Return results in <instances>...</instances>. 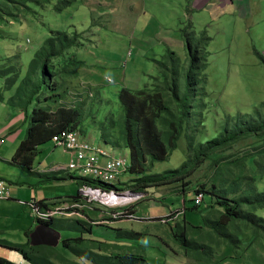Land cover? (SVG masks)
Listing matches in <instances>:
<instances>
[{
  "label": "rangeland",
  "instance_id": "1",
  "mask_svg": "<svg viewBox=\"0 0 264 264\" xmlns=\"http://www.w3.org/2000/svg\"><path fill=\"white\" fill-rule=\"evenodd\" d=\"M189 4L190 0H81L60 14L51 5L44 8L33 5L36 15L19 16L20 20H6V25L0 26V64H4L6 58L19 55L21 68L20 79L15 87L2 93L5 104L15 97L35 53L51 36L52 31L79 33L82 37L70 53L73 58L85 61L88 67L80 69L77 78L63 82L60 90L65 94L62 103L80 106L83 122L77 129L85 138L101 141L113 151L128 154V149L111 146L120 142L119 122L123 115L120 92L123 88L135 92L157 89L153 85H160L157 80L173 81L177 62L180 66L178 85L183 88L188 68L185 36L193 34L190 32L194 26L197 31L193 36L194 40L203 42L200 44L203 54L201 61L205 62L202 64L205 70L201 78L204 81L205 98L202 102L197 99L198 104L195 103L194 107L196 113L194 112V117L178 141L177 149L165 162L156 163L149 168V173L162 175L179 170L198 151V146L188 151L187 133L196 132V142L205 143L230 134L238 116H247L246 123L252 116L256 117L257 112L264 116V20L258 19L264 14V0H250V5L245 8L250 16L243 19L235 13L233 6H228L219 14L217 8L191 12L193 8L188 9ZM187 12L192 15L193 22ZM89 29L91 32H85ZM57 67L60 70L62 65ZM6 84V78L0 77V89L6 87ZM202 103H207V108L203 112V125L200 127L198 122L201 120ZM6 106L0 105V122L6 120L5 110L9 108L13 111L12 108H15ZM108 119L115 121V127L110 130L106 141L111 145L102 140L99 131L101 124L107 125ZM249 125L254 126L253 122H249ZM27 128L28 124L24 123L12 134L0 138V143L4 144L1 149L6 150L9 142L14 141L17 142V150L26 136ZM252 154L258 156L248 160L244 172L243 169H238L241 165H232L225 169L227 172L222 179H214L218 167L216 161L223 159L225 163L229 159L227 156L240 158ZM69 162L68 153L49 141L39 147L33 168L50 170L53 164L67 165ZM10 166L14 173L6 179L13 183L10 186L21 189L19 194L12 192V199H23L26 194L29 198L33 197L32 190L39 197H45V200L72 193L55 184L48 185V174L34 173L23 166ZM263 169L264 138L252 136L204 158L184 181L136 190L142 196L132 206L138 222L106 219L102 224H93L92 220H99L98 208L109 212V208L98 204H86L84 211L64 220H84L85 228H92L90 234L84 235L86 239L125 246L118 250L109 249L108 253L144 255L149 264H208L185 257L175 240V231L183 229L184 224L190 222L192 225L203 226L200 233L195 234L191 225L186 223L188 238L211 246L212 264H264V237L257 235L255 238L254 229L242 230V245L235 251L222 244L213 234L209 235V226L205 225L220 217L216 192H222L245 173L259 174ZM138 178L140 177L125 175L122 179L124 187L120 190H131ZM204 183L207 184L208 191L205 196L211 197L208 201L210 207L200 206L202 210L196 215L192 210L193 201L187 196H194L195 190ZM221 184L224 188H221ZM256 187L264 192V173L256 178ZM4 204L16 203L12 200H0V208ZM29 211L35 216L29 206L24 208L25 217H28ZM256 215L264 218V207L257 209ZM10 222L14 223L12 220ZM39 224L41 223L37 221L33 228ZM21 227L27 229L29 223L24 220ZM14 229L18 228H13L6 234L0 233V239L18 244L30 242L29 239L26 241L25 232L19 231L20 228L17 232ZM59 234L61 239L58 245L40 246L33 252L38 264H91L86 260L73 258L72 249L61 242L64 238L76 237L77 233L59 231ZM119 237L128 239L121 240ZM141 246L145 248V253ZM0 256L16 264H29L19 252L2 246Z\"/></svg>",
  "mask_w": 264,
  "mask_h": 264
},
{
  "label": "trees",
  "instance_id": "2",
  "mask_svg": "<svg viewBox=\"0 0 264 264\" xmlns=\"http://www.w3.org/2000/svg\"><path fill=\"white\" fill-rule=\"evenodd\" d=\"M79 1L81 0H0V26L6 25V20H18L19 16L36 15L37 12L33 9V5L41 8L51 5L54 11L60 14ZM190 8L191 5L189 4L188 9ZM85 32H91V29ZM196 32L193 26L190 32L193 34L185 36V46L190 62L183 88L178 85L180 66L177 62L173 81L167 79L161 82L155 79L160 84H153L158 87L157 89H145L136 92L126 88L122 89L119 94L123 112L122 120L119 122L121 128L120 142H115L114 145L106 142L110 130L115 127V121L108 119V126L101 124L99 131L104 142L117 149H128L132 163L129 175L140 177L134 181V186L130 189L141 190L153 185L179 183L184 181L204 158H209L229 145L252 136L264 138V116H261L259 112L256 113V117L252 116L249 122H253L254 126H250L249 122L246 123L247 116H238L236 118L237 123L230 134L219 136L205 143L196 142V132L187 133L188 151L197 146L198 151L179 170L165 172L162 175L149 173V168H152L156 163L165 162L177 149L178 141L194 117L195 103L198 104L197 99L202 102L205 98L204 81L201 78L205 70V67L202 66L205 62L201 61L203 54L200 44L203 42L194 40L193 36ZM81 37V34L76 32L69 34L67 31H52L51 36L43 42L40 49L35 53L15 97L6 102L9 106L21 109L25 114V123L28 124L26 136L18 146L13 161L30 164L38 154L39 147L51 141L53 135L64 130L77 129L82 124L83 113L80 106L63 104L65 94L60 92L64 81L77 78L80 69L88 67L85 61L78 60L76 57L73 58L70 53V50L77 46ZM54 62L58 64L54 65ZM57 65H62L60 70ZM20 74L19 55L6 58L4 64H0V77L6 78L7 82L6 87L0 89V102L5 101L4 94H2L4 90L14 88L20 79ZM159 87L161 88L159 89ZM182 89L184 90L182 91ZM201 106L203 110L200 113L201 120L198 122L200 127L203 125V112L207 108V103H202ZM262 107L264 108V103ZM257 153L259 152L257 151ZM257 156V154L240 158L227 156L226 158L229 159L225 163H223V159L216 161L218 167L214 179H222L227 172L225 169L232 165H241L238 169H243L244 172L248 160L256 159ZM194 163L197 164L194 165ZM263 173L264 169L259 174H255V172L245 173L246 175L243 174L239 180H235L222 192H216L218 196L216 205L220 217L215 221L206 222L205 225L209 226V235L213 234L222 244L235 251L239 250L242 245L240 236L243 229H254L255 238L257 235L264 237V218L256 215V210L264 207V192H260L256 187V178ZM77 183L80 187L91 184L83 178H78ZM242 185L244 186L240 190ZM206 187V183L201 184L200 188L195 190L194 196H187L188 198L191 197L190 200L193 201L192 210L196 215L202 210L200 206L203 208L210 207L208 201L211 200V197L205 196V192H208ZM221 188H224L223 184H221ZM199 193L204 194V201L200 205H196L194 198ZM77 195L78 193L70 197ZM184 198L186 199V196ZM131 211L135 212L134 208H131ZM92 221L94 224V220ZM44 223L59 231H72L78 234L76 237L64 238L61 241L64 246L72 249L71 253L75 259L86 260L91 264H149L144 255L107 252L109 249L118 250L125 246L86 239L84 235L90 234L92 228H85L86 222L84 220L78 219L69 222L65 221L64 218H52ZM186 223L191 225L195 234L200 233L203 229L201 225ZM186 223L183 229L174 233L175 240L182 248L185 257L197 262L212 264L213 249L210 245L189 239ZM119 238L121 240L128 239V237ZM0 246L19 252L29 264H38L33 257V252L37 251L39 247H32L30 242L18 244L0 239ZM141 249L145 253L143 246ZM0 264L16 263L0 257Z\"/></svg>",
  "mask_w": 264,
  "mask_h": 264
},
{
  "label": "built area",
  "instance_id": "3",
  "mask_svg": "<svg viewBox=\"0 0 264 264\" xmlns=\"http://www.w3.org/2000/svg\"><path fill=\"white\" fill-rule=\"evenodd\" d=\"M51 141L56 147L63 148L70 156L68 170L76 172L91 184L81 186L79 194L75 197L31 200L28 205L40 223L46 224L44 222L52 218H69L71 215H78L88 204L104 205L109 208V212L106 213L112 221L138 220L131 208L142 198L141 193L133 189L120 190L124 187L123 177L129 175L131 171L129 154L113 151L101 141H90L79 129L61 131L53 135ZM8 197H10L8 184L0 178V198ZM203 201V193L197 194L194 198L196 205H200ZM105 220H96L94 224H102Z\"/></svg>",
  "mask_w": 264,
  "mask_h": 264
},
{
  "label": "crops",
  "instance_id": "4",
  "mask_svg": "<svg viewBox=\"0 0 264 264\" xmlns=\"http://www.w3.org/2000/svg\"><path fill=\"white\" fill-rule=\"evenodd\" d=\"M76 3H74L73 5H75ZM190 5L193 8L191 12H196L197 10L206 11V9L210 11L211 9L217 8L216 11L219 14H221L222 10L227 9L228 6H233L235 13L241 19L249 18L250 16V14L248 12L246 13L245 11V8L250 5V0H190ZM187 14L190 15L189 12H187ZM258 19L259 21L264 20V14H262ZM190 20L192 21V15H190ZM189 59L190 58L188 55L187 65H189L188 63ZM59 64L61 63L59 62ZM0 105L2 107H7L5 101L0 102ZM12 109L13 111L9 110L8 108V110H5L4 112V118H6V120L0 122V138L12 134L14 131L22 127V125L25 123L26 118L23 111H21V109L18 108H12ZM16 143H14V141L9 142V145L7 146L6 150L1 149L2 148L1 146H3L4 144L0 143V178L8 182V188L10 192V197L0 198V200H12L14 201V203H16V204H4V206L0 208V233L6 234L13 228H18V229L20 228L19 231L21 230L22 232H25V239L27 241L29 239L30 233L34 230L33 227L35 226V224H37L38 219L36 218V216L33 215L31 211H29V214L27 213L28 217H25L24 213L28 211L24 212V208L29 207L28 204L31 200L36 198H38L37 200L39 199L45 200L43 199L45 197L42 198L39 197V195L38 194L36 195L35 191L32 190L33 197L29 198V195L26 194L23 199L21 197H19L18 199H12V192L13 191L18 192L19 194L21 189H18L16 186L14 187L10 186L13 183H11L6 179L7 177L11 176V174L14 173V170L11 168L12 166L10 165L23 166L29 168L34 173L48 174L49 175V177H47L48 185L55 184L58 187L65 189L66 191L72 192V193L60 194L46 199L70 197L71 195H76L77 193L79 194L80 186L77 183V179L78 178L82 179L83 177L78 175L76 172L69 171L68 164L67 165L53 164L50 170H43L41 168L34 169L33 164L35 162L37 155L35 156L34 161L31 162L30 164L29 163L24 164L21 161L18 162L13 161V156L16 152L15 151ZM98 212H99V216H98L99 219H107L108 215L105 210L98 208ZM104 214L106 215V217H104ZM10 220L14 221V223H11ZM24 220L29 223V227L27 229L25 227H21V222H23ZM18 229H14V230H16L17 232ZM0 257L3 258L2 256Z\"/></svg>",
  "mask_w": 264,
  "mask_h": 264
},
{
  "label": "water",
  "instance_id": "5",
  "mask_svg": "<svg viewBox=\"0 0 264 264\" xmlns=\"http://www.w3.org/2000/svg\"><path fill=\"white\" fill-rule=\"evenodd\" d=\"M61 239L59 231L47 224H39L30 233L29 240L32 247L55 246Z\"/></svg>",
  "mask_w": 264,
  "mask_h": 264
},
{
  "label": "bare ground",
  "instance_id": "6",
  "mask_svg": "<svg viewBox=\"0 0 264 264\" xmlns=\"http://www.w3.org/2000/svg\"><path fill=\"white\" fill-rule=\"evenodd\" d=\"M124 199H128V197H124ZM118 200H120V199H118Z\"/></svg>",
  "mask_w": 264,
  "mask_h": 264
},
{
  "label": "clouds",
  "instance_id": "7",
  "mask_svg": "<svg viewBox=\"0 0 264 264\" xmlns=\"http://www.w3.org/2000/svg\"><path fill=\"white\" fill-rule=\"evenodd\" d=\"M129 154V153H128ZM107 219H109V218H107Z\"/></svg>",
  "mask_w": 264,
  "mask_h": 264
}]
</instances>
